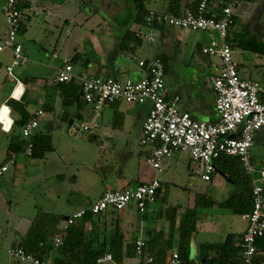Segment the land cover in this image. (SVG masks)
Returning <instances> with one entry per match:
<instances>
[{
	"label": "crops",
	"instance_id": "obj_1",
	"mask_svg": "<svg viewBox=\"0 0 264 264\" xmlns=\"http://www.w3.org/2000/svg\"><path fill=\"white\" fill-rule=\"evenodd\" d=\"M171 1L175 0H151L149 2V8L155 12L162 13L167 10V4ZM197 1L198 0H180L181 13L188 8L194 11V9H196L195 6ZM250 3L251 0H244V7L237 12L235 17V22L240 18H244V31H241L240 33L234 32L235 25L229 31L228 39L233 43V53L234 49L238 47V38L242 37V35H244L246 39L253 37L264 44V1L261 3L260 1H257L252 6H250ZM76 4H78V6ZM130 4H132V6ZM81 5H86L87 11L83 8L78 10ZM246 11H249V14H245ZM24 13L26 15V31L28 30L29 23L34 20V22L44 30V36L47 35L48 37H54L57 40L54 45L55 48L53 50V55L49 61L47 60L48 54L45 45L46 42L42 44L41 51L34 52L32 58V72H34V75L31 77L22 81L15 75L19 83L14 79L0 78V94L2 96L0 98V116L2 108H7L11 120L9 128L5 126L3 121H0V166L5 164L10 156L14 154L9 151L14 116L11 113V109L7 106L8 100L14 99L16 101H21L23 99L28 112L34 117H36L38 112H42V114L38 116L39 126L36 129V136L43 135V131L40 130L42 119L46 120L44 129L47 130V133H51L56 127L60 126L59 124L62 122H68L70 125V132L75 133L74 131H77L78 133L86 134V132L79 129V125L82 122L91 123L88 120L93 117L92 108L86 104H83V110H79V107L76 104L73 106H65L63 105V98L60 92L54 91L56 86L54 83V77L57 70L64 65L65 61H69L73 65L76 77L89 75L102 78H115L121 81H137L144 76V72L138 66L140 59H153L158 56H167V58H171L174 49L172 46L176 43L180 44L183 39L181 33H177L176 37H172V28L166 24H162L160 28H154L157 34L155 42H143L134 53L125 52L122 49L123 38L129 31L136 32L137 30L134 20L136 11L130 0H29V8H27ZM174 30L176 29L174 28ZM3 40L4 37L0 36V42ZM48 44L50 45V43ZM206 46L207 45H203L201 50ZM238 48L240 49L243 47ZM195 49L197 50L198 47ZM166 50L167 53L165 54ZM40 52L43 53L41 56ZM25 53L28 55L30 62V54L27 51ZM251 53V56H245L242 61H235L238 65L239 73L245 80L259 82L264 85V69L259 68L264 65V54L258 55V53ZM78 54H80L82 58H78L77 60L75 57ZM4 55L9 56L11 54L5 53ZM38 55L39 57H37ZM3 56L2 59L4 61L5 57L3 58ZM55 61L58 62L56 63ZM48 68L51 69V73H48V71L45 70ZM40 70H42V72L46 71L45 74H50L52 80L45 77V74ZM217 73L218 71L216 73H209L202 78L193 77L187 78L184 81L178 79L175 85L169 87H167L165 83L166 97L173 98L179 96L181 98L179 108L181 111L189 113L194 120L204 123H217L220 120V116L216 111V94L211 82V78ZM30 80L34 81L30 82ZM74 82L78 83V80ZM106 110L113 113V115H111L110 112H106L107 118H110L109 115L113 118L115 115L120 114L123 123L116 126L111 125L110 123V127L103 128L98 125L95 138H101L99 141L102 143L113 142V148L119 147L127 150L134 147L133 144L136 138H134L133 132H138L137 140L139 145H141L140 139L142 128L148 117L150 105L146 104L139 106L118 102L104 107L101 112L103 113ZM101 112L98 115L94 114L96 119L102 114ZM78 114H81V117H78ZM111 118L109 119V122L113 120ZM95 120L92 122H96ZM142 147L147 148L142 151V153H136L133 149H130L131 152L126 155V158L124 159L125 161L121 160L120 163L113 162L112 159L105 161L111 174L106 176L102 181V186L100 187L101 192L97 196L96 201L106 191L135 188L139 184H146L157 178L158 172L154 171L147 164V158L152 152V147ZM113 148L110 146L112 153L115 152V149ZM21 157L28 159L29 156L24 153L17 155L16 164L13 166L14 178L16 177V174L22 171V165L20 163ZM173 157L174 155L170 158H166L163 163L168 162ZM5 174L0 177V180L4 178ZM218 175L221 174L213 175L210 182L213 185L215 184L216 188H219L220 186L222 189L223 187L221 184H223V178L217 182L216 176ZM228 189L229 188L226 187L227 193L229 192V194H232L234 187L231 190ZM82 194L84 196H82ZM88 194L87 187H83L82 191H80V195L83 197L82 199L88 200ZM199 195L206 194H198L197 196ZM197 196L193 198L192 203L187 207L179 203L169 205L168 203H165L166 194L163 196V183L161 181V189L156 203L150 205L146 210V220L140 218L141 214L133 206L116 214L118 215V218H120V221H118L119 227L123 230L125 241L135 237L137 238V241L143 240L147 244L149 242V234L154 231L156 234H160L157 243L160 249L163 248L165 246V240H167L171 234V222L166 217L167 209L170 207H179L178 215H176L175 218V220L177 219L176 226H178L180 215L187 209H192L194 207ZM214 201L220 202L218 200ZM83 202L86 205L81 207H76L75 203H70L72 209L66 218L74 212L88 207L94 201L89 200ZM157 204H159V206H157ZM204 210L205 209L198 210L200 214L197 223V233L193 236L191 246L192 260L197 264L198 261L196 256L200 251L199 249L202 244H220L225 243L226 240H223L222 234L207 227L208 225L213 224V222L208 221L210 214L203 212ZM110 213L111 211L106 212L101 216L106 217L110 215ZM65 222L66 219L61 224V228H63ZM22 223L23 221L21 223L16 222L14 229L21 226ZM108 224L110 225L112 223L109 222ZM244 231L245 227L239 233L241 238ZM228 232H231V234L234 235V240L236 235L235 231L230 229ZM200 233H202L201 240L198 239ZM0 235L5 236V233H1ZM175 237L174 248L168 253L169 261L172 258V254L177 251L178 236L175 235ZM22 238L23 237H20L18 240L14 241L13 245L19 242ZM238 244L239 243H236L235 245ZM198 246L199 249H197ZM141 262V258L136 254L131 259H125L122 264H141ZM144 262H146L145 259ZM144 262L143 264H145ZM103 264L115 263L109 261Z\"/></svg>",
	"mask_w": 264,
	"mask_h": 264
},
{
	"label": "built area",
	"instance_id": "obj_2",
	"mask_svg": "<svg viewBox=\"0 0 264 264\" xmlns=\"http://www.w3.org/2000/svg\"><path fill=\"white\" fill-rule=\"evenodd\" d=\"M18 4L19 0H6L4 4L8 34L0 42V78L16 81L15 68L29 63L28 55L18 42L21 24L26 20V15L18 9ZM243 7L244 0H202L196 12L188 8L179 16L165 14L161 17L164 24L175 29L218 34L219 38L213 39L202 50L203 54L216 56L222 61L218 73L211 78L216 94L215 107L220 116L217 123L194 120L189 113L179 108V96L166 97L164 64L157 58L139 60L138 66L144 76L137 81L89 75L76 77L73 65L65 61L57 70L54 83L78 80L82 98L95 115L104 107L118 102L139 106L149 104L150 111L142 128L140 144L152 147L147 164L156 172L162 171L161 166L166 158L182 152L200 163L202 179L210 182L216 172L213 163L215 159L221 155L238 157L245 173L253 178V208L250 213L242 216L245 231L240 242L241 264H264L255 260L256 240L264 236V167L257 166L252 154L255 136L264 129V85L241 77L233 58V50L227 41L236 14ZM149 21H153L152 16ZM135 26L137 37L142 38L143 42H155L157 34L150 24ZM6 52L13 58L9 65L2 63V56ZM41 114L42 112H38L22 129V135L28 141L24 154L29 157L34 150L31 138L39 126L38 116ZM97 127L96 122H82L79 125V129L86 133ZM16 158L17 155L13 154L0 166V177L16 164ZM160 189L161 182L155 178L135 188L106 191L96 202L70 215L62 230L66 231L88 213L100 215L108 211H123L132 206L139 213H144L150 205L156 203ZM64 238L65 233L53 240L55 248L63 244ZM136 245L137 255L141 256L146 243L138 240ZM10 256L23 264H54L51 258L41 260L19 247L12 248ZM109 261H112L111 255L98 260L99 264ZM146 262L151 263L152 258L147 257ZM169 264H181L177 251L172 254Z\"/></svg>",
	"mask_w": 264,
	"mask_h": 264
},
{
	"label": "rangeland",
	"instance_id": "obj_3",
	"mask_svg": "<svg viewBox=\"0 0 264 264\" xmlns=\"http://www.w3.org/2000/svg\"><path fill=\"white\" fill-rule=\"evenodd\" d=\"M257 1L261 3L264 0H251L250 6ZM5 2L6 0H0V36L4 37V39L8 34V27L3 12ZM76 5L78 6V4ZM80 8L87 11L86 5L79 6L78 10ZM245 14H249V11H246ZM244 26V18L238 19L234 32L240 33L244 31ZM41 28L33 20L29 23L28 30L18 36V42L24 48V52L27 51L31 56V60L26 66L15 68V75L22 81L34 75V72H32V58L34 52L41 51L44 42H46L47 60L49 61L53 55L57 39L47 35L44 36V30ZM171 31L172 37H176L177 33H181L183 39L180 44L176 43L172 46L174 48L173 55H171V58H167L168 69L165 73L167 87L175 85L178 79L184 81L187 78H202L209 73L219 71L222 61L216 56L208 57L203 55L201 50L203 45H209L212 39L216 40L219 38L217 33L174 30V28ZM244 38H246L244 35L240 37L243 40ZM196 47H198L197 50L195 49ZM251 52L244 47L240 49L236 47L233 58L235 61L240 62L245 56H251ZM41 54L43 53L40 52V56ZM258 55L261 54L258 53ZM4 57V61L2 59L4 65L12 63L13 58L11 55H4ZM259 68L264 69V65ZM45 70L48 73L52 72L49 68ZM40 71L42 72V70ZM45 72L43 71L42 73L45 74ZM48 73L45 74V77L52 80V76ZM32 81L34 80H30V82ZM106 112H110L113 115L111 111L106 110L103 113L101 112L102 114L96 119L93 113V117L88 121L92 123L96 119L95 121L101 128L123 123L120 114L115 115L113 118L109 115L113 119L109 122L110 118H107ZM45 121L42 119L40 130L43 131V135L48 136L50 139V142H48L50 150L43 152L44 156L42 158L28 157L26 159L21 157L22 171L16 174L14 178V167H12L4 178L0 180V234L5 233V236L0 235V264H23L12 258L10 251L14 241L25 235L38 214L57 215L64 221L71 212L72 206L70 203H75L76 207H81L86 205L83 201L93 200L96 202V198L101 192L102 181L111 174L105 164L106 160L112 159L113 162L120 163L131 152L130 149H133L136 153H142V151L147 149L139 145L137 140L138 132H133L134 138H136L133 144L134 147L126 150L119 147L113 148L114 143L111 141L108 144L99 141L101 138L96 139V129L86 134H81L77 131L72 133L68 122H62L51 133H47V130L44 129ZM35 133L36 130L34 131V136H36ZM110 146L115 149V152L112 153ZM37 151L41 152L42 150L38 147ZM252 154L255 156L256 164L259 167H264V129L255 136ZM161 168L162 171L158 172L157 179L163 183V196L166 194L165 203L169 205L179 203L187 207L198 194H206L209 198L220 202L231 196L226 191V187L229 188L228 190L233 188L228 179L222 175L216 176L217 182L223 178V184H221L223 190L220 186L216 188L215 184L205 182L200 174V163L194 161L187 153L176 152L174 157L168 162H164ZM83 187L88 189V200H83L82 196L84 195H80ZM203 212L210 214L208 221L213 222L207 227L222 234L223 240L231 234L228 231L233 229L236 234L235 244L241 242L239 233L245 227L242 216L234 215L231 211L220 207L205 209ZM22 221L21 226L14 229L16 222L21 223ZM118 221H120L118 215L101 216L99 218V222L102 225ZM201 234L198 236L199 240L202 239Z\"/></svg>",
	"mask_w": 264,
	"mask_h": 264
},
{
	"label": "trees",
	"instance_id": "obj_4",
	"mask_svg": "<svg viewBox=\"0 0 264 264\" xmlns=\"http://www.w3.org/2000/svg\"><path fill=\"white\" fill-rule=\"evenodd\" d=\"M130 1H132L135 7L136 13L134 20L138 25L150 24L153 28H160V26L164 24L161 20L163 15L172 14L179 16L181 14L180 0L169 2L167 4V10L162 13L155 12L149 8V2L151 0ZM201 1L202 0H198L196 2V9H194V12L197 11ZM27 8H29V0H19L18 9L24 13ZM151 16L153 17L152 22L149 21ZM25 23L26 20L21 24L18 36L26 31ZM234 25H236L235 21L233 26ZM227 41L231 48H233V43L229 41L228 38ZM238 42V47H244L254 53L264 54V44L253 37H249V39L244 38V40L239 38ZM142 44L143 39L137 37L135 31H129L123 38L122 49L127 53H134ZM75 58L78 60V58L81 59L82 56L78 54ZM156 58L162 61L166 73L168 69L167 57L158 56ZM54 91L60 92L63 98V105L73 106L76 104L79 110L84 109L83 104L86 103L82 98L81 87L78 83L74 81L59 83L56 84ZM7 106L11 109V113L14 116L9 151L15 155L22 154L26 151L28 143L27 139L22 135V129L35 117L28 112L23 99L21 101L10 99L7 101ZM80 115L81 114H78V117ZM31 140L34 144L32 157L42 158L44 156L43 152L50 150L48 145L50 139L48 136L37 135L33 136ZM38 147L41 148L42 153L37 151ZM213 163L216 168L215 174L225 176L233 185L234 190L231 196L223 202H215L207 195L197 196L194 207L192 209H187L180 215L178 226H176L177 219L175 220V218L176 215H178L179 207L168 208L166 217L171 222V234L167 240H165V246L160 249L157 243L160 234H156L154 231L151 232L149 234V242L146 244L143 254L139 256L142 261L141 264H143L144 259L146 260L147 257L152 258V262H144L145 264H169L168 253L174 248L175 235L178 236L176 250L179 254L181 264L194 263L195 261L192 260L191 246L193 236L197 233V223L200 214L198 211L199 209H209L218 206L239 216H243L252 211L253 178L245 173L240 159L238 157L221 155L219 158L215 159ZM119 212L121 211H111L110 215L116 216ZM140 214L142 220L147 219L146 211ZM101 215L103 214L94 215L88 213L82 220H79L74 225L68 227L66 231H63L61 228L63 219L60 216L44 213L38 214L18 245L16 243L12 248H22L28 254H33L41 260H48L51 258L54 264H99L98 260L107 255H111L113 263L122 264L125 259L133 258L137 254V238L132 237L125 241V236L123 230L119 227V222H112L110 225L105 223L102 225L99 222ZM63 233H65L63 244L55 248L53 240ZM256 249V262L264 263V236L256 240ZM199 250V256L198 254L196 256L198 264L242 263L241 245L240 243L235 245L234 240L230 244H202Z\"/></svg>",
	"mask_w": 264,
	"mask_h": 264
},
{
	"label": "bare ground",
	"instance_id": "obj_5",
	"mask_svg": "<svg viewBox=\"0 0 264 264\" xmlns=\"http://www.w3.org/2000/svg\"><path fill=\"white\" fill-rule=\"evenodd\" d=\"M3 109H5V108L4 107L2 108V113H1V116H0V120L5 123V126L7 128H9L10 125H11V120L9 118V110H8L7 113H4Z\"/></svg>",
	"mask_w": 264,
	"mask_h": 264
},
{
	"label": "water",
	"instance_id": "obj_6",
	"mask_svg": "<svg viewBox=\"0 0 264 264\" xmlns=\"http://www.w3.org/2000/svg\"><path fill=\"white\" fill-rule=\"evenodd\" d=\"M71 123H72V122H71ZM233 237H234L233 234H229V235L227 236L226 240H225V243H228V244L232 243V241H233ZM197 249H199V246H198ZM198 256H199V252H198ZM192 264H197V263H192Z\"/></svg>",
	"mask_w": 264,
	"mask_h": 264
},
{
	"label": "snow or ice",
	"instance_id": "obj_7",
	"mask_svg": "<svg viewBox=\"0 0 264 264\" xmlns=\"http://www.w3.org/2000/svg\"><path fill=\"white\" fill-rule=\"evenodd\" d=\"M3 111H4V113H7V112H8V109H7V108H5V109H3Z\"/></svg>",
	"mask_w": 264,
	"mask_h": 264
},
{
	"label": "clouds",
	"instance_id": "obj_8",
	"mask_svg": "<svg viewBox=\"0 0 264 264\" xmlns=\"http://www.w3.org/2000/svg\"><path fill=\"white\" fill-rule=\"evenodd\" d=\"M7 130V129H6Z\"/></svg>",
	"mask_w": 264,
	"mask_h": 264
}]
</instances>
